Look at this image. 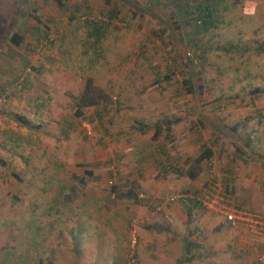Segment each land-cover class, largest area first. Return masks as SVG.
Segmentation results:
<instances>
[{"label": "rangeland", "instance_id": "374dc122", "mask_svg": "<svg viewBox=\"0 0 264 264\" xmlns=\"http://www.w3.org/2000/svg\"><path fill=\"white\" fill-rule=\"evenodd\" d=\"M158 1L0 0V264H264L180 200L215 182L264 216V0H222L192 44ZM87 77L106 100L77 110Z\"/></svg>", "mask_w": 264, "mask_h": 264}, {"label": "trees", "instance_id": "16d2710c", "mask_svg": "<svg viewBox=\"0 0 264 264\" xmlns=\"http://www.w3.org/2000/svg\"><path fill=\"white\" fill-rule=\"evenodd\" d=\"M57 4H61L63 0H53ZM150 3L157 7L158 0H149ZM222 0H168L167 4L171 5V12L168 14L171 26L169 25V29L172 30L173 28H180L182 25L185 27L186 25L190 26V30L185 32L184 39L188 44H192L191 40L194 36L198 34H202L207 30L215 27V21L218 19L216 17V5L220 3ZM156 5V6H155ZM6 5L4 3L0 4V16L4 13V7ZM110 17V16H109ZM35 18V17H33ZM36 19V18H35ZM177 21V22H176ZM1 22V21H0ZM106 24V23H105ZM21 35L17 32H13L10 35V39L15 44H18L21 41ZM201 59V57H200ZM191 63L192 61L189 60ZM105 92L100 88L94 86L92 79L87 77L84 82L83 89L81 93L78 95L76 100V109L78 110L84 106L96 105L101 101H105L106 99ZM79 113V111H78ZM15 119L23 125H29L30 120L23 115L16 114ZM156 129V128H155ZM156 133V132H155ZM212 155V151L209 147L202 148L196 157L194 158L195 163H199L202 160L209 159ZM188 175L190 177H194L195 172L192 170H188ZM120 197H133L135 198L132 191L129 189L120 192L118 194ZM193 204V203H192ZM196 204V203H194ZM196 242H192L190 240H185L184 242V251L182 257L184 259L190 258V247L195 245ZM37 264H50V261L44 263L42 260H39Z\"/></svg>", "mask_w": 264, "mask_h": 264}, {"label": "built area", "instance_id": "2783aa9c", "mask_svg": "<svg viewBox=\"0 0 264 264\" xmlns=\"http://www.w3.org/2000/svg\"><path fill=\"white\" fill-rule=\"evenodd\" d=\"M84 132L89 135L90 128L87 124L83 125ZM220 188H217L215 182L212 184L209 183L207 187V191L210 194H213L214 197L209 198V202L205 201L206 198L193 197L189 195H182L180 200L182 202H193L195 201L197 204L205 206L206 208L214 207L213 203H217L218 210L225 219L231 225H242L245 229H247L250 234L254 237L260 238L264 241V216L256 211L249 210L243 206L232 204L228 202V194L225 192L219 191ZM217 195L219 199H217ZM211 196V195H210ZM221 202V203H220ZM226 202V204H225ZM134 241V240H133ZM263 259L261 257L258 258V263L262 264Z\"/></svg>", "mask_w": 264, "mask_h": 264}, {"label": "crops", "instance_id": "0c3cea01", "mask_svg": "<svg viewBox=\"0 0 264 264\" xmlns=\"http://www.w3.org/2000/svg\"><path fill=\"white\" fill-rule=\"evenodd\" d=\"M100 103V102H99ZM97 105V104H96ZM90 106H95V105H90ZM139 183H142V182H139ZM130 191H132V193L134 194V191L131 189V188H128ZM127 190V189H126ZM134 196H135V194H134ZM123 197V196H122ZM128 198V197H127ZM129 198H132L134 201H135V199L136 198H133V197H129ZM136 203H139V200H137L136 201ZM193 204L192 205H197V203L195 202V201H193L192 202ZM194 203H196V204H194ZM190 205H191V203H190ZM152 238V237H151ZM188 238H185L184 240H187ZM185 242V241H184ZM183 245H184V243H183ZM26 254V253H25ZM27 255H28V253H27ZM39 261V260H38ZM37 261V262H38ZM257 262V261H256Z\"/></svg>", "mask_w": 264, "mask_h": 264}]
</instances>
